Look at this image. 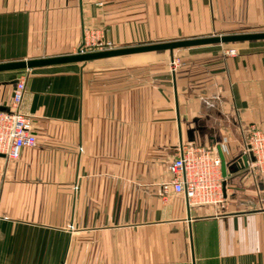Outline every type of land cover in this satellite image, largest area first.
Instances as JSON below:
<instances>
[{"label": "crops", "instance_id": "crops-1", "mask_svg": "<svg viewBox=\"0 0 264 264\" xmlns=\"http://www.w3.org/2000/svg\"><path fill=\"white\" fill-rule=\"evenodd\" d=\"M263 26L264 0H0V63L75 53L85 28L124 47ZM228 44L0 71V109L23 76L36 133L0 157V264H264L244 154L264 129V40ZM188 142L220 148L222 202L173 191Z\"/></svg>", "mask_w": 264, "mask_h": 264}, {"label": "built area", "instance_id": "built-area-1", "mask_svg": "<svg viewBox=\"0 0 264 264\" xmlns=\"http://www.w3.org/2000/svg\"><path fill=\"white\" fill-rule=\"evenodd\" d=\"M115 48L103 38L99 30L85 28L77 48L81 53ZM76 51V52H77ZM228 49L226 54H234ZM171 60V68L177 65ZM24 92V77L14 83L11 105L0 109V153L9 160H16L24 147L36 144L33 118L18 109ZM244 154L248 157L250 170L261 177L260 200L264 202V129L255 125L248 127ZM171 175L170 184L176 194H182L188 205L217 204L224 200L221 159L215 147L188 142L179 145L176 156L167 163Z\"/></svg>", "mask_w": 264, "mask_h": 264}, {"label": "water", "instance_id": "water-1", "mask_svg": "<svg viewBox=\"0 0 264 264\" xmlns=\"http://www.w3.org/2000/svg\"><path fill=\"white\" fill-rule=\"evenodd\" d=\"M252 40H264V31L219 34V35H209L203 37L174 39V40L146 43L140 45L115 47L113 49L102 50V51H92L85 53H81L77 51L75 53L65 54V55L2 62L0 63V71L29 69L33 67L54 65V64L84 62L94 59L144 53V52H155V51H164V50H168L172 52L175 49L195 47L201 45L223 44V43L252 41ZM218 151H219V157L221 159L222 175L225 176L226 164L220 148ZM3 156L4 155L0 153V157Z\"/></svg>", "mask_w": 264, "mask_h": 264}, {"label": "rangeland", "instance_id": "rangeland-1", "mask_svg": "<svg viewBox=\"0 0 264 264\" xmlns=\"http://www.w3.org/2000/svg\"><path fill=\"white\" fill-rule=\"evenodd\" d=\"M258 31H264V26L262 27V29H258L256 31H244V32H230V33H215L213 35H219V34H231V33H245V32H258ZM183 38H188V37H181V38H178V39H183ZM170 40H174V39H170ZM233 43V42H232ZM223 44H228V43H223ZM231 44V43H229ZM228 44V45H229ZM176 50V49H175ZM228 50V49H227Z\"/></svg>", "mask_w": 264, "mask_h": 264}]
</instances>
